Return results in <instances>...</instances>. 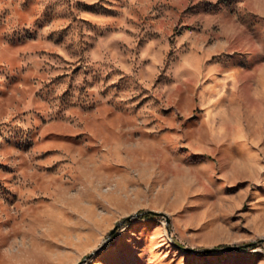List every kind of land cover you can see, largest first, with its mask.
Listing matches in <instances>:
<instances>
[{"label":"rangeland","instance_id":"obj_1","mask_svg":"<svg viewBox=\"0 0 264 264\" xmlns=\"http://www.w3.org/2000/svg\"><path fill=\"white\" fill-rule=\"evenodd\" d=\"M143 210L169 233L118 225ZM262 238L264 0H0V264H264Z\"/></svg>","mask_w":264,"mask_h":264},{"label":"water","instance_id":"obj_2","mask_svg":"<svg viewBox=\"0 0 264 264\" xmlns=\"http://www.w3.org/2000/svg\"><path fill=\"white\" fill-rule=\"evenodd\" d=\"M148 213H151V214H156V215H161V216H164L165 217V220H166V227H167V232L169 233V226H168V223H169V217L163 213V212H158V211H153V210H143L141 211L140 213H133L131 215H128L126 216L125 218H123L119 223H123L129 219H132L134 217H137L139 215H145V214H148ZM112 231L111 230L109 232V235L107 236L106 240H108L112 234ZM261 241L264 242V238L260 239ZM105 242V241H104ZM252 243H247V244H244V246H247V245H251ZM237 246H224V247H202V248H192V247H183L185 250H189V251H193L195 253H206V252H213V251H219V250H226V249H233V248H236ZM101 247H98L96 250L92 251L91 253H89L87 255L86 258H89L90 256H92L93 254H95Z\"/></svg>","mask_w":264,"mask_h":264},{"label":"snow or ice","instance_id":"obj_3","mask_svg":"<svg viewBox=\"0 0 264 264\" xmlns=\"http://www.w3.org/2000/svg\"><path fill=\"white\" fill-rule=\"evenodd\" d=\"M134 225H135V221L134 220L129 222V228L134 227ZM107 244H108V241H105L104 245H102L101 250H103L104 247H107ZM161 264H167L166 259L165 260H162L161 261Z\"/></svg>","mask_w":264,"mask_h":264},{"label":"trees","instance_id":"obj_4","mask_svg":"<svg viewBox=\"0 0 264 264\" xmlns=\"http://www.w3.org/2000/svg\"><path fill=\"white\" fill-rule=\"evenodd\" d=\"M153 215L151 213L147 214L145 217H152Z\"/></svg>","mask_w":264,"mask_h":264}]
</instances>
